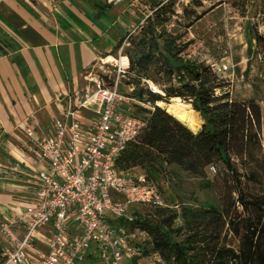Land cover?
I'll return each mask as SVG.
<instances>
[{
    "label": "trees",
    "instance_id": "1",
    "mask_svg": "<svg viewBox=\"0 0 264 264\" xmlns=\"http://www.w3.org/2000/svg\"><path fill=\"white\" fill-rule=\"evenodd\" d=\"M159 9L127 38L123 51L129 62L124 79L132 89L126 95L138 103L146 97L152 110L141 109L144 117L131 114L143 119L146 128L117 164L151 172L176 167L204 181L208 189L215 187L221 171L209 181L207 169L222 166V200L205 208L182 207L179 212L166 205L134 211L132 221L120 223L146 232L149 241L140 247V256L148 254L149 245L164 264H264V195H254L248 187L249 182L260 183L251 163L257 167L255 151L264 157V102L221 99L218 75L205 63L183 56L186 46L177 45L181 36L165 29L171 16ZM255 40L260 46L261 37L256 35ZM149 82L161 93L141 87ZM171 99L191 105L202 121L199 131L189 130L156 105L170 104ZM259 167L264 170V159Z\"/></svg>",
    "mask_w": 264,
    "mask_h": 264
},
{
    "label": "built area",
    "instance_id": "2",
    "mask_svg": "<svg viewBox=\"0 0 264 264\" xmlns=\"http://www.w3.org/2000/svg\"><path fill=\"white\" fill-rule=\"evenodd\" d=\"M121 59L111 82L102 62L101 74L95 66L84 72L83 89L57 99L62 107L52 134L36 125L21 128L22 164L38 187L30 205L0 223L8 242L0 264H125L149 241L146 232L120 223L132 221L134 211L164 207L145 173L117 164L146 128L143 119L124 112L134 100L120 90L129 67ZM15 225L23 227L22 238L11 232Z\"/></svg>",
    "mask_w": 264,
    "mask_h": 264
},
{
    "label": "crops",
    "instance_id": "3",
    "mask_svg": "<svg viewBox=\"0 0 264 264\" xmlns=\"http://www.w3.org/2000/svg\"><path fill=\"white\" fill-rule=\"evenodd\" d=\"M138 2L0 0V223L30 205L38 187L22 164L21 128L53 133L62 107L57 99L83 89L84 72L97 65L102 51L144 22ZM11 232L22 238L23 227ZM7 244L0 236V250Z\"/></svg>",
    "mask_w": 264,
    "mask_h": 264
},
{
    "label": "rangeland",
    "instance_id": "4",
    "mask_svg": "<svg viewBox=\"0 0 264 264\" xmlns=\"http://www.w3.org/2000/svg\"><path fill=\"white\" fill-rule=\"evenodd\" d=\"M136 7L139 11L138 19L144 20L143 26L159 8V12L164 13V16H171L170 21L165 24V29L169 33L181 36L177 45L186 46L183 52L185 58L203 62L215 70L223 84V89L220 91L221 99L252 100L262 105L264 102V0H139ZM183 10H186V13H183ZM171 12L174 15H171ZM198 16L201 18L195 20ZM138 19L136 26L140 22ZM136 28L131 29L130 36L136 35L142 26ZM256 35L261 37L260 46L255 40ZM126 39L127 36H124L111 48L104 49L101 59L95 63L97 65L94 71L101 74L102 70L98 68L104 62L102 60L107 57L113 59L104 62L103 66V71L110 77L109 82L112 81L117 70L115 66L117 63L113 61L119 63V58L125 57L123 51L128 43ZM119 42H122L121 46ZM150 85L155 86L159 91V87L150 82L143 83L141 87L153 91ZM129 89L126 78L121 79L122 93L129 94ZM145 100L146 97L140 103L127 101L124 105L125 113L139 117L146 116L145 112L140 110H152V105ZM179 100L171 99L169 103L190 105ZM197 116L201 119L199 115ZM253 156L257 167L251 163V168L258 172L256 176L260 178V183L249 182V191L254 195H264V170L259 167L264 157L256 151L253 152ZM235 162L239 171L243 173L239 162ZM214 170L207 169L209 181H212L219 171L221 175L212 189L206 188L204 181L193 178L176 167H164L162 172H151L149 168H135L134 173L151 172L150 178L155 182L163 204L179 212L182 207L205 208L211 204L216 205L222 200L224 170L218 165L214 166ZM177 224L179 225L178 222ZM232 244L236 245L234 241ZM146 247L147 255L142 254L134 261L127 259L125 264H164L152 251L151 246ZM92 259L88 263H91Z\"/></svg>",
    "mask_w": 264,
    "mask_h": 264
},
{
    "label": "bare ground",
    "instance_id": "5",
    "mask_svg": "<svg viewBox=\"0 0 264 264\" xmlns=\"http://www.w3.org/2000/svg\"><path fill=\"white\" fill-rule=\"evenodd\" d=\"M110 60H113V59H110L108 57V58L104 59L103 61L109 62ZM120 61L122 64L127 65V63H128V59L126 57H122V59ZM113 63H117V61H113ZM150 88L153 90V92L160 93V91H158L155 86L150 85ZM156 105L160 106V107L166 105L168 108L167 113H169L170 115H172L174 117H177V115H179V114H183L184 120H182L180 122L191 131H196L197 128H199V126L201 124V121H200L201 119H199L197 114L192 110L191 105L174 104V103L165 104L163 102H157Z\"/></svg>",
    "mask_w": 264,
    "mask_h": 264
},
{
    "label": "water",
    "instance_id": "6",
    "mask_svg": "<svg viewBox=\"0 0 264 264\" xmlns=\"http://www.w3.org/2000/svg\"><path fill=\"white\" fill-rule=\"evenodd\" d=\"M158 107H160V106H158ZM161 109H163L164 111H166V113H167V106L165 105V106H162V107H160ZM169 114V113H168ZM170 115V114H169ZM172 116V115H171ZM173 118H175L178 122H180V121H182V120H184V115L183 114H179V115H177V117H174V116H172ZM181 123V122H180ZM201 126H202V123L200 124V126H199V128H197V130L196 131H193V132H197V131H199L200 130V128H201Z\"/></svg>",
    "mask_w": 264,
    "mask_h": 264
}]
</instances>
